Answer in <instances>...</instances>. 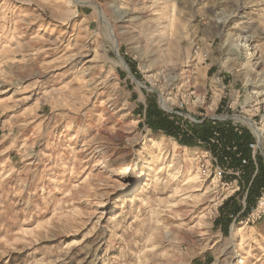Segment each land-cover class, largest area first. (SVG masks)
Returning <instances> with one entry per match:
<instances>
[{"label": "rangeland", "instance_id": "obj_1", "mask_svg": "<svg viewBox=\"0 0 264 264\" xmlns=\"http://www.w3.org/2000/svg\"><path fill=\"white\" fill-rule=\"evenodd\" d=\"M86 1L0 0V264H264V0Z\"/></svg>", "mask_w": 264, "mask_h": 264}, {"label": "trees", "instance_id": "obj_2", "mask_svg": "<svg viewBox=\"0 0 264 264\" xmlns=\"http://www.w3.org/2000/svg\"><path fill=\"white\" fill-rule=\"evenodd\" d=\"M154 111V112H153ZM153 113V114H152ZM147 121L149 122V126L156 132L162 131L163 133L167 134L168 136H171L175 139L178 140V131L179 128L176 127V124L173 123L172 121L169 120V118H167L165 115H161L159 114V112H156V110H151V108L149 107L148 112H147ZM158 115V120L154 121L152 120L154 116ZM234 128H230L229 130H223V135L225 136V140L227 142H237L239 148L242 150L244 156L249 157L250 156V152L247 148V142H252L253 137L250 134L249 131H244V135L243 136H239L238 134H236L233 130ZM196 130V128H195ZM213 128L211 123L209 122H205L203 125L199 126L198 130L196 131V133L202 138V139H207L213 132ZM183 145L188 146V147H193L195 145V141L184 136V138L182 140H179ZM226 156H229L232 159V167H237L239 165V161L238 159L232 155L230 156L229 153H225L223 158H225ZM259 160V164L261 167V171L259 172V174L254 178L252 185L250 187L249 190V194L247 197V208L245 210V212L243 213V215H246L249 213L251 206L253 203H255L254 201L259 197L260 190L261 188L264 187V179H263V175H264V165H262L263 160L261 157L258 158ZM221 161H223V159H221ZM246 171L245 176H247L249 179L252 177L253 173H254V169L252 168V166H248ZM246 177V178H247ZM235 212H237L235 210Z\"/></svg>", "mask_w": 264, "mask_h": 264}, {"label": "built area", "instance_id": "obj_3", "mask_svg": "<svg viewBox=\"0 0 264 264\" xmlns=\"http://www.w3.org/2000/svg\"><path fill=\"white\" fill-rule=\"evenodd\" d=\"M213 138L210 140L209 143L207 144H219V137H220V133L217 130H213ZM254 141L251 142V144H247V148L249 151H252L253 156L252 157H246L244 156L242 150H240L238 145H234L233 146V150L236 151V156L237 158H239L241 160V167L245 168L247 166H249L253 159H256V152L259 151L260 153H262V155L264 156V147H260V145H256V143H253ZM226 162L227 164H229V160L227 158ZM215 160V159H214ZM227 169V168H226ZM229 169H232V171L236 170L237 172H235V175L238 176V178H240L239 176L241 174H243L242 169L240 168H231L229 167ZM220 172V178H222V175L225 174V170L223 169H219ZM228 170V169H227ZM226 185H235L237 187V190H234V193H236L237 191H240V187L238 186V181H233L232 183L226 184ZM262 219H264V190L261 194V197L259 199H257V202L255 204V206L251 209L250 213L245 217V221H242L241 224H245L246 226H252L255 225L256 223H258L259 221H261Z\"/></svg>", "mask_w": 264, "mask_h": 264}, {"label": "bare ground", "instance_id": "obj_4", "mask_svg": "<svg viewBox=\"0 0 264 264\" xmlns=\"http://www.w3.org/2000/svg\"><path fill=\"white\" fill-rule=\"evenodd\" d=\"M85 4L95 8L97 11H99L98 9H100L101 13L103 15L102 7L100 5H98L94 0L86 1ZM114 33H115V30L113 28H110V33L109 34L113 38V42L115 44L116 41L118 42V39L115 36L113 37ZM237 119H241V121H243L245 124H248L249 126H251L252 129L255 131V133H257L258 136H260L261 138H264V128H258V127L256 128L255 125H254L255 122L252 121V120H249V119L246 120V119H243V118H237ZM235 253H236V258H237L238 264H243L244 262H243V258L241 256V254H240V251H235Z\"/></svg>", "mask_w": 264, "mask_h": 264}, {"label": "water", "instance_id": "obj_5", "mask_svg": "<svg viewBox=\"0 0 264 264\" xmlns=\"http://www.w3.org/2000/svg\"><path fill=\"white\" fill-rule=\"evenodd\" d=\"M118 58L120 59V60H123V63L125 64V66L128 68V66L126 65V63H125V61H124V59L120 56V55H118ZM128 70L129 71H127L128 72V74H130V76L134 79V77H133V75H132V73H131V71H130V69L128 68ZM260 147H262V144L260 143Z\"/></svg>", "mask_w": 264, "mask_h": 264}]
</instances>
